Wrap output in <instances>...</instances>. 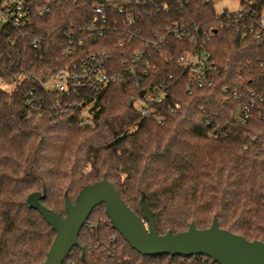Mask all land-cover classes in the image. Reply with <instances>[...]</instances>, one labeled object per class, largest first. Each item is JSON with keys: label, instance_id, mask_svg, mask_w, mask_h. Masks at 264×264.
<instances>
[{"label": "trees", "instance_id": "1", "mask_svg": "<svg viewBox=\"0 0 264 264\" xmlns=\"http://www.w3.org/2000/svg\"><path fill=\"white\" fill-rule=\"evenodd\" d=\"M217 1L106 0L102 13L96 0H31L33 10L50 11L0 29V264H42L55 240L27 207L31 194L45 190L43 205L65 217L66 196L75 202L104 179L148 228L144 199L161 236L191 224L205 230L216 219L221 229L264 243V39L235 33ZM257 2L262 15L264 0ZM95 18L105 20L97 39L86 31ZM177 27L185 30L182 40L167 32ZM36 37L44 38L37 48ZM194 50L211 54L212 86H196L197 74L180 61ZM140 51L148 65L132 73ZM92 55H106L105 71L128 79L100 94L74 84L65 93L41 86ZM156 88L164 99L142 116L135 104ZM79 241L84 256L75 248L64 264H215L140 255L112 228L104 206Z\"/></svg>", "mask_w": 264, "mask_h": 264}, {"label": "water", "instance_id": "2", "mask_svg": "<svg viewBox=\"0 0 264 264\" xmlns=\"http://www.w3.org/2000/svg\"><path fill=\"white\" fill-rule=\"evenodd\" d=\"M104 5L106 0H96ZM142 91L140 96H145ZM46 192H36L27 199V207L38 211L56 233L55 240L42 264H64L75 248H84L79 241L80 233L93 211L105 207L112 228L129 244L131 249L142 256L158 258L164 256L190 258L195 256L211 259L215 264H264V243L248 241L219 227L215 219L210 228L200 230L191 224L185 232L159 235L155 215L145 200L141 209L145 214L148 228L141 218L120 198L116 188L104 179L85 187L75 200L66 196V215L52 211L43 205Z\"/></svg>", "mask_w": 264, "mask_h": 264}, {"label": "built area", "instance_id": "3", "mask_svg": "<svg viewBox=\"0 0 264 264\" xmlns=\"http://www.w3.org/2000/svg\"><path fill=\"white\" fill-rule=\"evenodd\" d=\"M31 0H3L0 5V29L4 28L5 24H12L14 27L20 28L26 23H30L36 16L47 14L50 9L38 8L33 10L30 6ZM257 0H241L240 9L234 14L224 13L229 24L233 27L235 33L245 32L251 33L256 40L264 39V13L262 15L254 8L257 6ZM97 7L102 13L107 11V3L100 5L97 3ZM126 9L121 8L122 12H125ZM130 25H134L136 20L134 17H129ZM105 20L95 18L90 24L87 25L86 31H88L94 39L102 37L105 31ZM243 26L244 30H242ZM168 33H172L175 39L182 40L185 30L180 28H171L167 29ZM44 38L36 37L34 39L33 45L35 48L39 47ZM70 51V50H69ZM152 56V55H150ZM211 54L207 51L199 52L197 50L184 53L180 61L187 65L191 71L196 73L194 76V84L200 88L205 85L212 86L213 82L209 77V73H212L216 70L215 66H211L209 60ZM146 61V54L144 51L138 52L134 59H132V65L130 72H135V69L143 65V62ZM107 63L106 55H92L87 57L83 62L82 66L79 69H76L74 73H59L53 79L50 84L40 82L41 86L46 90H56L59 93H65L71 84L77 86H88L91 91L96 94H100L107 88L108 85H120L126 78L128 79L129 75L125 73L124 75L118 71L112 73H107L104 69V66ZM148 65V61L145 62ZM136 86L141 87L143 84V78L138 77L136 80ZM0 85H4V82L0 80ZM145 96L143 97L142 103L144 104L138 111L142 116H149L153 110V106L157 103H161L164 99L165 93L162 89L156 88L153 91H145ZM254 95V94H253ZM33 92L31 93V98L28 99L27 103L33 105L34 98ZM88 107L82 108L81 120L84 122L86 120V113ZM34 113V112H33ZM31 113V115H33ZM249 106L246 105L244 111H242L237 120L240 122H245L249 118ZM161 124H163L161 122ZM91 227V225H90ZM202 261H208L210 259L206 257H201ZM69 264H75V262H69Z\"/></svg>", "mask_w": 264, "mask_h": 264}, {"label": "rangeland", "instance_id": "4", "mask_svg": "<svg viewBox=\"0 0 264 264\" xmlns=\"http://www.w3.org/2000/svg\"><path fill=\"white\" fill-rule=\"evenodd\" d=\"M240 1L241 0H218L216 3V11L219 15L224 13L234 14L240 9ZM143 106L144 104L142 101H137L135 104L137 110Z\"/></svg>", "mask_w": 264, "mask_h": 264}]
</instances>
